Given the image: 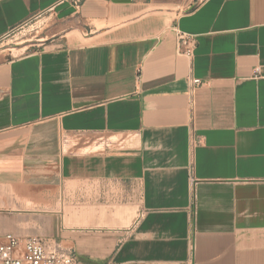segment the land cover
Wrapping results in <instances>:
<instances>
[{
    "label": "crops",
    "instance_id": "crops-1",
    "mask_svg": "<svg viewBox=\"0 0 264 264\" xmlns=\"http://www.w3.org/2000/svg\"><path fill=\"white\" fill-rule=\"evenodd\" d=\"M42 17L32 51L0 49V239L264 264V0H0V46ZM74 135L132 139L67 153Z\"/></svg>",
    "mask_w": 264,
    "mask_h": 264
},
{
    "label": "built area",
    "instance_id": "built-area-1",
    "mask_svg": "<svg viewBox=\"0 0 264 264\" xmlns=\"http://www.w3.org/2000/svg\"><path fill=\"white\" fill-rule=\"evenodd\" d=\"M179 51L186 57H191L194 38L177 32ZM256 76H262L260 70ZM201 84L200 80L194 85ZM0 264H77L74 253L62 250L55 239L29 237L21 239L15 235H6L0 239Z\"/></svg>",
    "mask_w": 264,
    "mask_h": 264
},
{
    "label": "rangeland",
    "instance_id": "rangeland-1",
    "mask_svg": "<svg viewBox=\"0 0 264 264\" xmlns=\"http://www.w3.org/2000/svg\"><path fill=\"white\" fill-rule=\"evenodd\" d=\"M171 22L169 21L168 27H170ZM53 24L46 19V17L38 18L28 24L19 33L9 37L0 46V49L7 50L5 52V59L11 60L16 57H20L24 54L29 53L34 49L33 45L37 39H42L46 35L44 34L46 30L51 28ZM0 50V51H1ZM132 138L128 136H97L90 137L85 135H74L71 137L63 138V149L67 153H84L96 150H102L103 144L110 145L111 147H123L125 144L129 143ZM97 142V143H96ZM100 147L95 149V147ZM92 146V147H91ZM90 147V148H87ZM54 209L62 210L64 208V202H56Z\"/></svg>",
    "mask_w": 264,
    "mask_h": 264
},
{
    "label": "bare ground",
    "instance_id": "bare-ground-1",
    "mask_svg": "<svg viewBox=\"0 0 264 264\" xmlns=\"http://www.w3.org/2000/svg\"><path fill=\"white\" fill-rule=\"evenodd\" d=\"M85 213V212H84ZM86 219V218H85ZM80 223V222H79Z\"/></svg>",
    "mask_w": 264,
    "mask_h": 264
}]
</instances>
